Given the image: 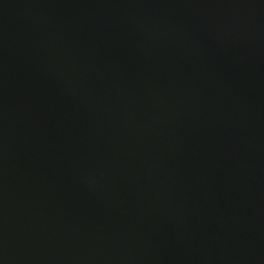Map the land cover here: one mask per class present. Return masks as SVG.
<instances>
[{
  "label": "water",
  "instance_id": "1",
  "mask_svg": "<svg viewBox=\"0 0 264 264\" xmlns=\"http://www.w3.org/2000/svg\"><path fill=\"white\" fill-rule=\"evenodd\" d=\"M0 264H264V0H0Z\"/></svg>",
  "mask_w": 264,
  "mask_h": 264
}]
</instances>
